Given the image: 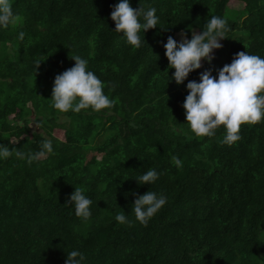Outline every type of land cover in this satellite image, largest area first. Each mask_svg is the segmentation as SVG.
Here are the masks:
<instances>
[{"label":"trees","instance_id":"16d2710c","mask_svg":"<svg viewBox=\"0 0 264 264\" xmlns=\"http://www.w3.org/2000/svg\"><path fill=\"white\" fill-rule=\"evenodd\" d=\"M117 2L11 0L14 20L0 29V145L36 153L47 139L52 151L0 159V264H65L72 249L85 264H264V119L227 144L222 125L196 136L182 106L201 71L215 76L238 51L264 57V0H141L159 19L138 48L114 31ZM212 15L226 21L222 47L183 83L170 79L167 37L191 38ZM76 55L104 83L109 107L51 106L54 77ZM149 168L157 180L139 184L133 176ZM75 185L92 200L87 220L66 203ZM149 188L167 202L145 225L131 206Z\"/></svg>","mask_w":264,"mask_h":264},{"label":"clouds","instance_id":"9594fccd","mask_svg":"<svg viewBox=\"0 0 264 264\" xmlns=\"http://www.w3.org/2000/svg\"><path fill=\"white\" fill-rule=\"evenodd\" d=\"M134 8L130 0H118L110 13L115 22L114 31L123 33L125 42L133 47L141 46V30L145 33L149 28L158 25L156 8L145 6ZM14 20L11 0H0V29L7 28ZM200 32L193 31L191 38L181 30L180 39L172 35L163 44L170 68V79L183 83L192 70L202 66V59L209 63L214 58L213 49L222 47L221 38L226 37V21L223 17L212 15L206 18ZM25 33L20 31L18 38L23 40ZM73 66L57 73L54 77L51 106L59 112L69 110L79 112L91 108L94 111L109 107L113 101L104 92V83L88 67V60L79 55L71 56ZM41 60L36 61V66ZM169 74V73H168ZM199 81H187L189 90L183 101L188 127L196 136H212L218 126H223L224 136L221 143L232 144L239 139V129L243 123H256L264 119V57L246 52L234 53L230 63H225L214 76L211 69L199 73ZM169 79V80H170ZM51 152V141H42L41 150L36 153H25L0 145V159L13 152L17 157H25L29 161L39 158L44 151ZM176 165L179 158L172 156ZM159 172L149 168L142 174L133 176L139 184L152 185ZM127 195V193H126ZM167 202L163 193L147 190L138 194L131 206L135 220L147 224ZM77 217L87 220L91 216L92 200L85 194L83 186H76L70 193V201ZM114 219L119 223H132L124 212H117ZM85 254L79 249L67 251L65 264H85Z\"/></svg>","mask_w":264,"mask_h":264},{"label":"rangeland","instance_id":"374dc122","mask_svg":"<svg viewBox=\"0 0 264 264\" xmlns=\"http://www.w3.org/2000/svg\"><path fill=\"white\" fill-rule=\"evenodd\" d=\"M236 6H238V4H236ZM177 37H178V39H180V34H177Z\"/></svg>","mask_w":264,"mask_h":264}]
</instances>
